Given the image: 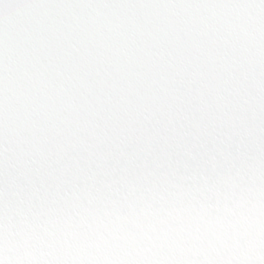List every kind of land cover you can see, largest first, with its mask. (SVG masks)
I'll return each instance as SVG.
<instances>
[{"label":"snow or ice","instance_id":"1","mask_svg":"<svg viewBox=\"0 0 264 264\" xmlns=\"http://www.w3.org/2000/svg\"><path fill=\"white\" fill-rule=\"evenodd\" d=\"M0 264H264V0H0Z\"/></svg>","mask_w":264,"mask_h":264}]
</instances>
